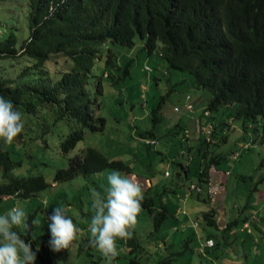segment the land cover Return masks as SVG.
<instances>
[{"label":"trees","instance_id":"16d2710c","mask_svg":"<svg viewBox=\"0 0 264 264\" xmlns=\"http://www.w3.org/2000/svg\"><path fill=\"white\" fill-rule=\"evenodd\" d=\"M28 6L26 37L19 39L15 27L4 28L2 24L0 27V61H29L30 65L23 68L21 77L34 70L39 75L34 79L35 83L26 84L19 83L18 79H0V96L13 102L24 124L22 133L11 144L0 139V203L10 196L30 199L49 186L45 176L40 173L14 175L15 167L21 166L22 161L14 160L10 149L23 139L28 123L35 118L45 121L41 132L44 145H47L44 135L51 125L60 120L69 125V132L59 142L63 155L76 146L85 131L104 129L106 118L95 115V110L99 108V95L103 91L101 75L96 74L98 79L92 83L95 61L101 57V49L106 47L105 63L116 65V55L110 45L131 47L137 36L143 39L147 54L157 53L168 69L188 73L189 77L183 76L174 85H188L187 88L195 90L196 98L186 91L183 107L189 112L188 115L192 113L188 116H192V125L198 123V130L203 134L202 144L214 142L218 135L221 142H228L232 124L221 120L220 126H217L208 118L210 112L221 106H233L232 116L241 119L244 129L247 122L252 123L256 138L264 144V0H28ZM49 63H53L50 69L46 68ZM148 67L146 69L150 70ZM54 72L60 78L45 83L42 75L48 77ZM106 74L110 76L109 72ZM202 90L209 91L211 95L204 104L199 103L201 98L198 99ZM158 107L151 109L152 126L140 132L142 137L154 139V144L155 129L162 119L156 114ZM173 111L179 113L180 107L174 105ZM24 116L31 117L27 124ZM171 122L167 128L175 127L176 131L188 137L190 130L187 122L183 125L179 116ZM203 128H208L209 133ZM147 141L146 145L151 146ZM229 151L213 154L209 163L200 165L198 181L190 183L199 189L190 190L189 184L188 195L177 193L178 199L183 201L194 191L198 199L209 200L210 191L206 192L205 197L201 196V182L208 183L207 178L214 174L211 168L215 169L216 163L226 159L229 153L234 158L237 156L235 151ZM177 164L181 169L178 174L181 177V172L186 175L188 165L181 161ZM261 164L264 166V161ZM109 169L129 173L132 166L121 159H110L94 147H87L69 157L65 166L56 167L53 183L71 180L79 174L86 176ZM225 174H228V170ZM163 175L168 176V171L165 170ZM150 184L154 186L156 183L150 179ZM161 187L158 204L153 196L148 195H144L142 201V208L147 211L157 231L172 215L168 204L163 201V193H176L174 187L165 184ZM250 202L243 209L236 207L238 214L230 215L225 222L215 218L217 209L214 207L201 211L202 228L208 229L200 235L204 238L202 242L212 238L215 242L213 247H217L227 242L228 236L231 242H237L239 232L246 234L242 239L243 245L247 239H252L253 233L264 239V226H261L263 213L255 215L252 212L253 203ZM220 209L224 211V207ZM182 213L186 214L184 211ZM182 217L175 214L172 229L177 230L185 225ZM199 217L197 213L195 222ZM28 222L31 223V218ZM245 222L249 223V229L243 227ZM191 226L197 228L198 225ZM185 227L189 226L186 224ZM213 227L224 233H214L210 230ZM14 230L26 243L31 242L34 251L32 231ZM176 253L182 252L171 254ZM170 260L165 258L157 264H171Z\"/></svg>","mask_w":264,"mask_h":264},{"label":"rangeland","instance_id":"374dc122","mask_svg":"<svg viewBox=\"0 0 264 264\" xmlns=\"http://www.w3.org/2000/svg\"><path fill=\"white\" fill-rule=\"evenodd\" d=\"M28 11V0L1 1L0 27L1 24L4 28L15 27L19 39L26 37L28 35ZM143 44V39L138 36L135 37L131 47L112 43L110 47L116 55V65L105 63L107 48L101 49V57L96 59L91 75L93 84V81L98 79L96 74L102 77L103 91L99 95L100 103L99 108L95 110V115L105 117L106 124L102 131H85L83 138L67 155H63L59 149L60 138H63L70 130L67 123L60 120L51 125L44 135L47 141V145H44L41 132L45 121L35 118L30 122L31 117H23L25 124L30 122L26 127V134L21 141L16 143L17 145L10 149L13 159L22 161L21 166L15 167L14 175L40 173L45 176L49 186L38 191L30 199L6 197L0 203V215L6 214L13 207H20L28 219L31 218V221L35 218L39 219V225L34 226L31 232L35 236V239L32 238L34 252H37L39 248L35 264H106L101 253L89 246L88 225L94 214L91 207V191L95 189L103 194L108 186L107 177L113 170L109 169L86 176L79 174L71 180L53 183L56 167L65 166L67 159L80 153L81 150L94 147L106 157L121 159L132 166L129 173L120 172L121 175L135 177L141 184L144 195L153 196L157 204L161 198L159 193L162 190V184L176 189V193L166 191L162 196L172 212V215L167 217L164 226L159 231L155 230L147 211L142 208L137 224L132 230V238L117 239L119 255L112 261V264H157L165 258H171V264H264V239L256 233H253L252 239H247L244 245L242 239L246 234L239 232L237 242H231L228 236L227 242L217 247H205L200 253L198 246L204 240L200 234L208 230L202 228L201 211L208 210L212 204L209 200H203L202 197L198 199L195 192H192L184 201L179 200L176 195L177 193L183 195L189 191L188 185L198 181L199 166L209 163L213 154H219L222 150L235 151L237 153L235 158L232 153H229L226 159H221L216 163L215 169L211 168V173L219 174V177L221 176L220 178L226 181L224 191L216 194L218 203L223 204L221 207H224V211L222 212L223 209L220 207H217L219 210L215 211V218L225 222L230 215H237V209H243L248 202L251 201L249 204H254L258 197L264 199V166L261 164L264 161V144L256 138L252 123L247 122L246 129H244L241 119L232 116L233 106H221L210 112L208 117L217 126H220L221 120L232 124L228 142H221L218 135L214 142L208 145L202 144L203 134L198 130V123L194 122L192 125L190 122L192 116L188 118L192 113L188 115L189 112H186L183 107L186 91L196 98L195 90L187 88L188 85H174V82L183 76L189 77L188 73L168 69L164 59L157 53L147 54ZM26 65H30V62L18 63L16 60H1L0 79H18L22 84L35 83L34 79L39 76L35 74L36 70L21 77L20 73ZM47 65L46 68L50 69L53 63ZM103 71L109 72L110 76ZM42 78L45 83H49L58 80L60 75L54 72L48 77L44 74ZM200 94L198 95V99L201 98L200 104L206 103L211 96L207 90H202ZM174 105L180 107L179 113L173 111ZM155 106L158 107L156 114L162 119L158 121V127L155 129L156 144L148 146L146 141L150 137H142L140 132L152 126L151 109ZM178 116L183 125L187 122L190 130L188 137L176 131L175 127L167 128L168 124L172 123L171 120ZM179 161L189 167L186 175L181 172L182 177L178 174L181 170L177 164ZM165 170L168 171V176L163 175ZM226 170L228 174H225ZM213 178L215 179V175ZM150 179L156 183L154 186H151ZM201 183L203 187L201 196L204 197L207 189L216 185V182L213 185L211 182V186L207 188V182ZM56 207H63L66 214L81 229L73 246L59 253L52 252L48 247L50 239L48 216ZM183 211L192 217H195L197 213L200 215L198 229L193 228L188 220L189 227L186 228L184 225L180 229H172L175 214L184 215L181 213ZM17 230L25 231L22 227ZM210 230L214 233H224L223 230L220 231L214 227ZM188 237L191 238L188 240ZM178 251L182 253L171 254Z\"/></svg>","mask_w":264,"mask_h":264},{"label":"clouds","instance_id":"9594fccd","mask_svg":"<svg viewBox=\"0 0 264 264\" xmlns=\"http://www.w3.org/2000/svg\"><path fill=\"white\" fill-rule=\"evenodd\" d=\"M23 128L21 114L15 110L13 102L0 96V139L11 144L22 133ZM107 182L108 186L103 194L95 189L91 191V207L94 214L88 225V243L101 253L106 264H112L119 255L117 239L132 238V230L142 210L144 192L135 177L123 176L118 170L108 175ZM48 220L50 250L59 253L72 247L81 229L66 214V210L56 207L48 216ZM39 223L36 218L29 223L28 217L20 207H13L6 214L0 215V264H35L39 248L34 252L31 242L26 243L14 229L22 227L28 233ZM245 223L248 227H243L249 229V223ZM194 225L197 223L194 222ZM32 238L35 239L34 234Z\"/></svg>","mask_w":264,"mask_h":264},{"label":"crops","instance_id":"0c3cea01","mask_svg":"<svg viewBox=\"0 0 264 264\" xmlns=\"http://www.w3.org/2000/svg\"><path fill=\"white\" fill-rule=\"evenodd\" d=\"M197 128V127H196ZM210 173V172H209ZM215 175V179L213 178V176ZM213 178V179H212ZM208 179V184H207V188H208V186H211V182H212V185H213V183L214 182H216L215 184L216 185H214L213 186V188H210V189H207V191H210V193H211V198L209 197V200H210V202H211V204H212V207H214V208H216L217 209V207H220V208H222L221 206H223V204H219L218 203V199H217V197H216V194L218 193H222L223 191H224V189H225V185H226V181L224 180V179H221L220 177H219V175H216V174H211V176L209 175V177L207 178ZM215 180V181H214ZM214 181V182H213ZM204 184H205V182H204ZM184 192V191H183ZM192 192H194V191H192ZM185 193H188V192H185ZM189 193H191V192H189ZM178 195V194H177ZM184 198H186V197H184ZM187 199V198H186ZM186 199H184V200H186ZM183 200V201H184ZM256 203H257V206H255L256 205ZM255 204V205H254ZM254 204L252 205V212H254V214L255 215H257L259 212H263V216H264V199H263V197L262 198H257L255 201H254ZM216 211H218V209L216 210ZM182 213V212H181ZM184 217H182L183 218V222H184V224L186 225L187 224V220L190 222V224H192L193 225V223L195 222V219H194V217H192L189 213H187V214H184L183 215ZM197 223V228L200 226V224L198 223V222H196ZM245 224V223H244ZM261 226H264V219H262V225ZM201 234H202V232H201ZM200 234V235H201ZM202 243L203 242H201V245H202ZM201 245H199L198 246V251L200 252V253H202L203 251H204V248L201 246ZM201 248L203 249V250H201Z\"/></svg>","mask_w":264,"mask_h":264},{"label":"built area","instance_id":"2783aa9c","mask_svg":"<svg viewBox=\"0 0 264 264\" xmlns=\"http://www.w3.org/2000/svg\"><path fill=\"white\" fill-rule=\"evenodd\" d=\"M188 107L190 106V105H187ZM207 133H209V130H208V128L207 129H205V128H203ZM147 142H150L151 144H154L155 143V140L153 139V140H149V141H147ZM165 174H167V172H165ZM189 189L190 190H193V189H199V187H197L194 183H192V184H190V186H189ZM188 195V193L185 195V196H187ZM184 196V197H185ZM183 197V198H184ZM244 227H247L248 226V224L247 223H245L244 225H243ZM213 244H214V240L212 239V238H207L203 243H202V247L203 248H205V247H210V246H213ZM201 250H203L202 248H201Z\"/></svg>","mask_w":264,"mask_h":264}]
</instances>
